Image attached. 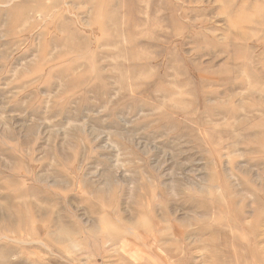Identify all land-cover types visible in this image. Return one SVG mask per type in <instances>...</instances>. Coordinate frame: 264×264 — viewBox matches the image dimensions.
Returning a JSON list of instances; mask_svg holds the SVG:
<instances>
[{
	"label": "rangeland",
	"instance_id": "rangeland-1",
	"mask_svg": "<svg viewBox=\"0 0 264 264\" xmlns=\"http://www.w3.org/2000/svg\"><path fill=\"white\" fill-rule=\"evenodd\" d=\"M0 264H264V0H0Z\"/></svg>",
	"mask_w": 264,
	"mask_h": 264
},
{
	"label": "bare ground",
	"instance_id": "bare-ground-1",
	"mask_svg": "<svg viewBox=\"0 0 264 264\" xmlns=\"http://www.w3.org/2000/svg\"><path fill=\"white\" fill-rule=\"evenodd\" d=\"M63 231V230H62ZM49 234V233H48ZM59 237V236H58ZM64 238V237H63ZM33 241V240H32ZM61 241V240H60ZM34 242V241H33ZM42 242V241H41ZM69 243H71L70 241H69ZM34 263V262H33Z\"/></svg>",
	"mask_w": 264,
	"mask_h": 264
}]
</instances>
